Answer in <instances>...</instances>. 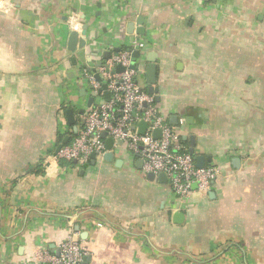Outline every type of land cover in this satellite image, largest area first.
I'll return each mask as SVG.
<instances>
[{"label": "crops", "instance_id": "crops-1", "mask_svg": "<svg viewBox=\"0 0 264 264\" xmlns=\"http://www.w3.org/2000/svg\"><path fill=\"white\" fill-rule=\"evenodd\" d=\"M10 2L0 11V264H39L68 235L88 264H264V0ZM75 14L89 24L78 31L84 55L69 49ZM134 39L150 45L139 87L199 163L219 169L206 193L175 198L122 144L111 161L107 147L85 164L50 157L82 125L89 55Z\"/></svg>", "mask_w": 264, "mask_h": 264}, {"label": "built area", "instance_id": "built-area-1", "mask_svg": "<svg viewBox=\"0 0 264 264\" xmlns=\"http://www.w3.org/2000/svg\"><path fill=\"white\" fill-rule=\"evenodd\" d=\"M11 7L10 0H0V11L7 13ZM83 19L85 15H73L68 22L69 31L82 30L87 23ZM102 47L104 54L110 52V56L89 55L88 66L83 71L94 101L83 111L82 125L73 138L50 156L52 161L85 164L93 153L102 156L107 151L106 139L112 138L116 145L121 140L122 145L143 162L145 172L165 173L175 198L185 201L194 191L208 192L219 169L214 165L197 166L194 154L179 131L169 123L155 96L137 83L140 68L133 66L134 52L139 51L141 55L150 45L134 39L131 45H123L119 50L113 45ZM118 66L122 69L117 70ZM97 98L103 101L97 102ZM142 122L146 123L144 131L141 130ZM157 130L159 136L154 134ZM104 132L105 137L102 136ZM50 157L46 162L53 164ZM87 255L74 235H68L61 242L59 255L37 253L39 264H83Z\"/></svg>", "mask_w": 264, "mask_h": 264}, {"label": "water", "instance_id": "water-1", "mask_svg": "<svg viewBox=\"0 0 264 264\" xmlns=\"http://www.w3.org/2000/svg\"><path fill=\"white\" fill-rule=\"evenodd\" d=\"M88 27H89V24H88V23H85L84 26H83L82 32H81L83 35H86ZM129 27L132 29V27H133V23H130ZM138 31H139L140 34H144V32H145V31H144V27H141V29H139ZM79 40H80V45H77V42H78ZM69 44H70V45H69V49H70L71 51L74 52V51H76V49L79 47V48L82 49L81 54H82V55L85 54V51H84L83 48H84V46L86 45V39H84V37H79V32H77V31H72V32H71V34H70V40H69ZM116 50H119V48H116ZM109 56H110V52H106V53H105V57L108 58ZM139 56H140L139 51H135V52H134V57H133V66L136 65V61H137V58H138ZM121 69H122L121 66H118V67H117V70H121ZM104 87H106V85H104ZM149 90L151 91V90H152V87H150ZM105 97H106L107 99L109 98V93H108V92L105 94ZM93 101H94V97L91 96L90 99H89V104H91ZM67 114H68L69 121H70L71 123H73V122H74L73 119H72V118H73V111H72L71 109H69V110L67 111ZM145 128H146V123L142 122V123H141V130L144 131ZM154 134H155V136H159L160 131L157 130V131H155ZM102 136L105 137V136H106V133L104 132V133L102 134ZM68 139H69V137L66 138V140H65L66 143H67V140H68ZM113 144H114V141H113L112 138H107V139H106V147H107V149H108V152L104 155V157H105L107 160H109V161H111V160L113 159V157H114V153L112 152ZM117 144H118V145H121V144H122V141H121V140L117 141ZM62 145H63V144H61V145L59 146V149L62 147ZM59 149H58V150H59ZM190 152H191L192 154H194V150H193V149H190ZM96 156H97L96 153H93V154H92V157H96ZM195 159H196L197 166H199V167H204V165H201V164L199 163V161H200V158H199V157H195ZM235 161L237 162V161H239V159H236ZM149 175H150V177H156V174H155L154 172H149ZM158 175H159V177H162L163 179H167L165 173H159ZM194 187H195V186H194ZM88 259H89V258L86 257V259H85V261H84L83 264H88V262H87Z\"/></svg>", "mask_w": 264, "mask_h": 264}, {"label": "rangeland", "instance_id": "rangeland-1", "mask_svg": "<svg viewBox=\"0 0 264 264\" xmlns=\"http://www.w3.org/2000/svg\"><path fill=\"white\" fill-rule=\"evenodd\" d=\"M96 101L101 102V101H103V99L97 98Z\"/></svg>", "mask_w": 264, "mask_h": 264}, {"label": "trees", "instance_id": "trees-1", "mask_svg": "<svg viewBox=\"0 0 264 264\" xmlns=\"http://www.w3.org/2000/svg\"><path fill=\"white\" fill-rule=\"evenodd\" d=\"M88 70V69H87ZM73 135H75L74 133H72Z\"/></svg>", "mask_w": 264, "mask_h": 264}]
</instances>
